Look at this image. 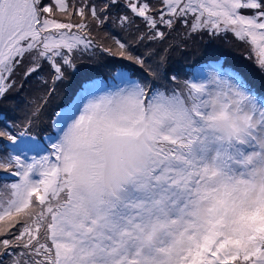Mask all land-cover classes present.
<instances>
[{
    "label": "snow or ice",
    "instance_id": "1",
    "mask_svg": "<svg viewBox=\"0 0 264 264\" xmlns=\"http://www.w3.org/2000/svg\"><path fill=\"white\" fill-rule=\"evenodd\" d=\"M177 25L185 38L247 43L264 76V0H0V257L264 264V87L227 61L181 79L168 64L172 45L136 53ZM104 29L123 36L106 33L113 46L104 47L93 36ZM95 50L123 63L110 83L81 86L42 146L30 129L55 84ZM45 65L47 95L17 124L2 106L18 91V69L27 81Z\"/></svg>",
    "mask_w": 264,
    "mask_h": 264
},
{
    "label": "rangeland",
    "instance_id": "2",
    "mask_svg": "<svg viewBox=\"0 0 264 264\" xmlns=\"http://www.w3.org/2000/svg\"><path fill=\"white\" fill-rule=\"evenodd\" d=\"M179 30L182 31L181 34H184V31H188L187 28H185L184 26L182 27H178L177 29H174L173 32H176V38L175 39H167L165 40V42L163 44H168V45H178L179 47H182L181 50L183 49L184 51L181 52L182 53V58H185L183 60L186 61H193L194 59H190L193 55H197L200 56L201 54L204 53V51H206L207 53H210V51L215 52L216 55H218V57L223 56L224 58H226L228 61L232 60V59H236L235 63L239 68H244L248 75L251 77V80L253 83H256L258 85H260L261 87H264V76H262L256 69L255 66L252 64L251 60L245 59L244 62L241 61L242 57H246V56H250L251 52H250V47L247 43H243V42H239L237 39H235L234 37H230L229 34L227 35H216L211 37V34L208 32H201L200 33V37L196 38V35H191L190 37L186 38L188 41V45H183L180 42V37H179ZM105 33L110 32L111 36H116L117 33H115L114 31L110 30V29H104L102 30ZM135 31V30H134ZM139 31H143V26L140 27ZM172 32V33H173ZM202 33H204V35H202ZM128 39H135V35L132 36H128ZM212 41V46L207 45V43H211ZM206 44H202V43ZM163 44H159L156 49L158 51V53H160V50L164 48ZM101 45H103L104 47H108V46H113L110 45V43H102ZM147 48H155V44H143L140 48H136V53H140L146 50ZM199 47H202L200 50ZM205 48V49H204ZM204 50V51H202ZM201 51L200 53H197ZM243 54V56L240 58L238 55ZM106 57L114 59V64H112L111 62L106 61ZM155 59V57H154ZM240 61V62H239ZM99 63V69L98 71L94 72L88 71L89 69H95L98 68L97 64ZM123 63L122 61H120V59L117 58H113L111 56H109L107 53L101 51V50H97L95 51V54H89V55H84L83 57L80 58L79 60V66H80V70L78 71L77 75L83 74L85 72H88V74H90L89 76L85 77V79H94V78H100L98 79L99 81H104V80H108L104 81L106 84L111 82V75L114 73V68L113 65H115L116 67H119V65ZM180 64V63H179ZM110 65V66H108ZM248 65V66H246ZM185 66V64H184ZM86 76V75H83ZM71 77H74V75H72ZM189 76H179V78L181 79H186ZM30 79H34L35 77H29ZM109 78V79H107ZM28 79L27 81H25L24 79H22V77L20 76V82L21 85L24 83V87L26 86H30L33 84V81ZM24 80V81H22ZM96 80V79H94ZM82 81V78H78L75 80V85L76 88L75 89H79L80 88V83ZM21 88L20 90L24 89ZM14 91L12 95L17 94L19 91ZM36 96V94H35ZM28 101L31 103L32 101H34V98H30L27 96ZM67 105V104H66ZM66 105L62 106L59 110L61 111L62 108H64ZM26 105H18V109L19 112H21V114H23V116H26L27 113V109H26ZM14 117H18V118H22L19 115H15ZM56 119V117H55ZM24 121V120H23ZM21 122V120H20ZM22 124V122H21ZM52 129V128H51ZM53 133V131H51L48 135H51ZM37 139H43V136H39V138ZM48 143V139H45L43 141V145L46 146ZM32 153L34 155H36V151H32ZM3 257H7V256H3ZM4 264H10V260L9 258L7 260L4 261Z\"/></svg>",
    "mask_w": 264,
    "mask_h": 264
},
{
    "label": "trees",
    "instance_id": "3",
    "mask_svg": "<svg viewBox=\"0 0 264 264\" xmlns=\"http://www.w3.org/2000/svg\"><path fill=\"white\" fill-rule=\"evenodd\" d=\"M99 2V0H98ZM143 26V24H140V27ZM178 27H182L181 25H177ZM177 26L175 29H177ZM115 33H117L116 31H114ZM173 32V31H172ZM171 34L168 36V40L169 39H175L176 36H173ZM182 31L179 30V37H180V42L183 45H188V41L185 38V33L187 31H184V34H181ZM104 32L102 30L100 31H96L93 33V36L95 37V39L97 40V42L99 44L102 43H110V45H113L112 40L109 38V36L105 34H103ZM109 33V32H108ZM118 38L122 37L123 34L122 33H117L116 35ZM202 43V42H201ZM204 44V43H202ZM143 44H140L138 46H136V48H140ZM159 45V44H158ZM157 44H155V49L158 46ZM164 48L168 47V44H163ZM108 47H112V46H108ZM151 48V47H150ZM182 47L176 46V45H172L170 51L168 52V64H176V63H180L179 57L182 56L181 52H183L184 50L182 49ZM202 47H199L198 50H200ZM113 50H115L113 48ZM147 50V47H146ZM145 50V51H146ZM97 51V50H95ZM139 54V53H137ZM240 58L241 56L238 55ZM83 57V56H82ZM106 61H109L111 63L114 62V59L105 58ZM185 59V58H184ZM246 58L242 57L241 61L244 62ZM79 63V62H78ZM98 68L95 69H89L88 71H93L96 72L99 69V63L97 64ZM248 66V65H246ZM23 69H18V75L15 76L16 79V83H17V89H21L24 87V83L22 84V87H20L21 82H20V76L23 79ZM78 72L74 73V74H70L69 78L67 81L62 82V83H57L55 84V92L54 94L51 96V98L48 100L47 105L44 108V111L41 115V123H39V125L37 127L31 128V134L36 135V136H42L48 132H50L51 128L49 127L50 121L52 120L53 115L62 107L64 106L66 103H68L72 97L74 96V93L76 92L77 89L76 85H75V80L78 78H82L81 82H84L85 77L89 76L90 74H88V72H85L83 74L77 75ZM72 75H74V77H71ZM86 75V76H83ZM50 76H51V72L48 69L47 65L44 66V68L42 69V71L38 72L37 74L31 76V77H35L34 79H30L33 81V84L30 86H26L24 87L23 90H20L17 94L12 95L9 100L5 101L2 109L5 113V115L11 119H14L15 122L17 124H21V122L23 123V120L25 119V116H23V114H21V112H19L18 109V105H26V109H30L32 106L33 102H39V98L40 97H46L47 92L49 90V87L51 86V80H50ZM41 78H43L44 81H48V83H43ZM27 79V80H28ZM24 81V80H22ZM36 94V96H35ZM27 96L30 98H34V101H32L31 103L28 101ZM15 115H19L22 118H18V117H14ZM21 120V122H20ZM18 130H23V129H18Z\"/></svg>",
    "mask_w": 264,
    "mask_h": 264
},
{
    "label": "flooded vegetation",
    "instance_id": "4",
    "mask_svg": "<svg viewBox=\"0 0 264 264\" xmlns=\"http://www.w3.org/2000/svg\"><path fill=\"white\" fill-rule=\"evenodd\" d=\"M152 3H153L154 5H156V4L159 3V0H152ZM137 24H141V22L138 20V21H137ZM172 35H173V36H176V32H173ZM195 35H196V38L200 37V34H195ZM184 36H185V35H184ZM229 36H230V37H233L231 34H229ZM211 43H212V41H211ZM240 56L242 57L243 54H240Z\"/></svg>",
    "mask_w": 264,
    "mask_h": 264
},
{
    "label": "bare ground",
    "instance_id": "5",
    "mask_svg": "<svg viewBox=\"0 0 264 264\" xmlns=\"http://www.w3.org/2000/svg\"><path fill=\"white\" fill-rule=\"evenodd\" d=\"M208 71H212V69H207ZM67 108V107H66ZM41 144V143H40ZM38 151V150H37ZM34 155L32 152H29V156Z\"/></svg>",
    "mask_w": 264,
    "mask_h": 264
}]
</instances>
